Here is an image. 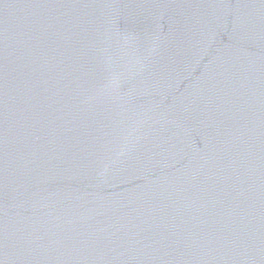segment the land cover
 I'll list each match as a JSON object with an SVG mask.
<instances>
[{"label":"water","instance_id":"95a60500","mask_svg":"<svg viewBox=\"0 0 264 264\" xmlns=\"http://www.w3.org/2000/svg\"><path fill=\"white\" fill-rule=\"evenodd\" d=\"M0 264H264V0H0Z\"/></svg>","mask_w":264,"mask_h":264}]
</instances>
